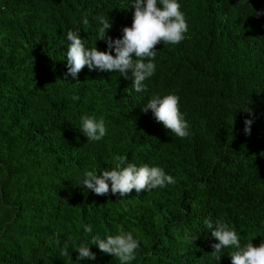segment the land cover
I'll return each mask as SVG.
<instances>
[{
	"label": "trees",
	"instance_id": "trees-1",
	"mask_svg": "<svg viewBox=\"0 0 264 264\" xmlns=\"http://www.w3.org/2000/svg\"><path fill=\"white\" fill-rule=\"evenodd\" d=\"M178 3L185 39L157 45L156 72L137 93L118 72L85 67L65 80L67 32L108 51L97 18L122 38L131 0H0V264H120L91 241L121 232L140 241L130 264H232L238 249L216 261L205 221L227 223L241 248L264 242V0ZM169 94L180 97L186 138L142 111ZM85 115L104 120L100 141L80 130ZM127 164L176 182L128 197L82 185L86 171ZM81 245L96 260L78 259Z\"/></svg>",
	"mask_w": 264,
	"mask_h": 264
},
{
	"label": "clouds",
	"instance_id": "clouds-1",
	"mask_svg": "<svg viewBox=\"0 0 264 264\" xmlns=\"http://www.w3.org/2000/svg\"><path fill=\"white\" fill-rule=\"evenodd\" d=\"M131 3L135 7L133 22L130 27L122 29V38L113 39L108 36V30L112 27L110 21L103 16L97 18L102 25L98 33L99 40L106 39L108 51H100L97 47L87 49L79 31L67 32L70 45L67 50L68 71L65 73V80L68 75L78 78L80 72L87 67L89 70L98 69L101 72H118L125 79L133 80L132 86L137 93L147 90L144 81L156 72V64L153 61L156 58L157 45L182 42L185 33L188 32V24L178 0H146V2L131 0ZM88 23V19L84 18L83 24ZM113 50L115 55L112 54ZM73 99L80 98L76 96ZM149 110L154 113L156 121L162 123L176 137L183 139L189 136V125L180 111L179 96L169 94L163 98L153 97L142 108L144 113ZM245 111L250 110L247 108ZM251 124L252 120L246 121L245 131L248 133ZM80 130L87 137V141H100L107 134L103 119L97 121L87 115L81 118ZM117 159L120 165H124L127 161V157ZM84 176L82 185L98 196H105L111 192L112 195L128 197L133 190L139 194L156 188H165L176 182L158 166L137 167L135 164H127L119 170H106L102 175H97L95 171H86ZM205 223L206 227L211 229V236L218 241L212 245L214 251L211 252L216 261L221 259L220 253L223 249L234 247L238 251L230 253L232 264H264V242L258 247L249 242L241 248L237 232L230 230L227 223L217 222L215 227L211 221ZM84 231L91 233L92 227L85 225ZM91 244L97 245L101 252L114 256L120 264H130L135 260L136 250L140 247V241L135 239L131 232L108 235L106 239L94 236ZM75 251L79 253L78 259L96 260L97 258L89 246L81 245ZM61 255H68L67 250H63Z\"/></svg>",
	"mask_w": 264,
	"mask_h": 264
}]
</instances>
